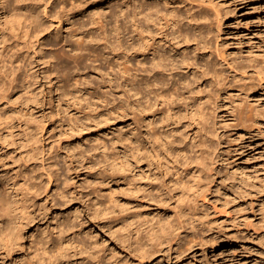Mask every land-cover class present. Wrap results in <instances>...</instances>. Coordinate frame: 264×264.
Returning <instances> with one entry per match:
<instances>
[{"label": "rangeland", "instance_id": "374dc122", "mask_svg": "<svg viewBox=\"0 0 264 264\" xmlns=\"http://www.w3.org/2000/svg\"><path fill=\"white\" fill-rule=\"evenodd\" d=\"M129 1L136 6H157L164 12L175 9L179 13L183 9L182 0ZM194 4L197 10L207 14L204 26L211 38L207 56L195 61L201 62L202 67L207 64L218 74L202 80L199 88L194 86L195 92L200 90L201 102L209 101L205 102L206 118L209 117L206 123L215 133L207 145L212 148L210 174H214L216 182L211 183L210 194L202 206L210 226L204 237L193 238V233L184 235V246L178 255L164 251L147 264H264V0H195ZM61 28L65 37L67 27ZM64 45L59 44L55 49L76 54ZM190 51L187 52L189 58L192 57ZM30 58L37 61L33 55ZM68 68L61 69L59 83L62 85L56 84L64 86L61 92L53 87L50 95L51 86L41 76L38 78L35 91L38 98L29 107L37 143L34 156H29L26 164L34 175H41L37 178L38 195L30 194L27 201V210L35 223L23 233L19 248L3 250L1 247L0 264H34L35 254L38 257L41 254L38 242L47 240L54 245L70 238L72 242L61 246L65 250L63 257L70 262L67 260L65 264H81L82 261L96 264L99 258H104L105 262L126 259L122 220L130 209L126 202L130 195L126 181H113L111 163L114 154L125 162L131 145L129 138L139 127L129 117L127 92L120 79L111 89L107 88L104 86L107 84L102 83L107 78L105 72L89 68L91 71L84 70L83 75L89 79L91 76L93 88L89 89V84L85 86L87 81L81 80L84 87L80 85L81 91H76L74 85L81 79L82 72L78 73L72 63ZM33 72L37 73L38 68ZM180 72L181 77L190 75L188 79H192V71L182 69ZM93 93L102 97L95 104L82 100L85 94L94 96ZM193 102L187 100L186 104H178L176 108L181 116L171 118L172 127L166 129V134L172 135V146L184 156L177 157L161 147L158 149L164 155L160 150L158 160L152 155L157 165L165 166L167 161V168L196 165L190 163L191 159L196 160V152L205 141L200 118L195 119ZM12 103L3 107L11 112ZM139 116L137 114V118ZM161 116H156L158 123L162 122ZM132 145L136 146L135 142ZM19 148L13 145L0 149V161H7L11 168L7 172L9 180L25 160ZM53 163L57 166L51 167ZM50 172L58 174V187H54L53 178L49 184L46 174ZM136 173L139 172H133ZM121 174L124 175V171ZM64 183H67L65 189ZM116 200L117 216L112 211ZM174 203L171 201L168 206L163 204L158 208L135 206L130 212L140 211L143 219L155 222L157 214L160 219L171 218ZM213 238L227 243L211 248ZM192 242L195 246L191 247ZM29 245L34 246L33 252Z\"/></svg>", "mask_w": 264, "mask_h": 264}, {"label": "bare ground", "instance_id": "6f19581e", "mask_svg": "<svg viewBox=\"0 0 264 264\" xmlns=\"http://www.w3.org/2000/svg\"><path fill=\"white\" fill-rule=\"evenodd\" d=\"M194 3L195 0H182L183 9L177 13L175 9L164 12L157 6L132 5L129 0H0V149L18 145L23 156L25 154V160L10 180L8 162L0 161V249L19 248L24 240L23 233L35 223L33 215L30 216L27 210V201L30 194L35 192L38 195L37 178L41 175H34L26 164L30 161L29 156H34L37 143L35 124L29 119V107L38 98L35 92L38 78L41 76L51 86L50 95L53 87L57 88L56 92H61L64 86L56 84L62 79L61 69L69 70L70 63L78 73L82 72L81 79L74 82L76 91H81L80 85L82 89L84 87L81 80L87 81L85 86L89 84V89L93 88L91 76L89 79V76L83 75L84 70L89 68L94 72H105L107 78L102 82L107 84L105 87L111 89L120 79V84L126 88L129 117L138 125L139 128L135 126L139 131L130 135L131 145L125 162L119 161L114 154L111 172L114 182H127L130 196L126 202L130 209L140 205L148 208L155 205L158 208L175 202L173 216L160 219L157 214L155 222L143 219L140 211H136V215L127 209L122 220L125 230L123 240L119 237L125 244L126 259L105 262L104 258H99L96 264H147L156 254L164 251H173L177 255L181 253L185 236L190 233H193V238L204 237L210 223L202 206L210 194L211 183L216 182L214 174H210L212 148L207 144L215 133L207 126L209 117L206 118L205 102L209 101L201 102L200 90L195 92L194 86L199 88L202 80L218 74L207 64L202 67L199 66L201 62L198 64L195 61L200 56H207L211 38L204 26L207 14L197 10L199 8ZM76 18L79 20L76 21ZM63 25L67 27L65 37L61 32ZM53 26L56 28L50 32ZM63 43L76 54L70 53L71 56L65 50L55 49ZM189 49L192 50L191 58L187 54ZM31 55L37 61H31ZM204 59L206 62L207 59ZM35 68H38L37 73L33 72ZM182 69L192 71V79H188L190 75H187L188 78L181 77ZM53 81L57 83L53 84ZM93 94H85L82 100H89L93 105L102 98ZM11 100V112H8L3 105L11 103ZM187 100H195L193 112L195 119L200 118L204 132L205 143L196 152V160L191 159L190 162L196 165H172L167 168V161L165 166H159L152 159L153 155L158 160V148L165 147L173 152L172 155L184 156L181 150L172 146V135L169 132L167 135L166 129L172 125L169 120L181 114L176 108H179L178 104H186ZM157 115H162V122L156 121ZM133 141L136 146L132 145ZM160 153L164 155L161 150ZM50 166L57 165L53 163ZM134 171H138V175L133 174ZM46 177L49 184L53 178L54 187H58V174L50 172ZM62 187L67 188V183ZM113 205L112 211L117 216V200ZM71 239L54 245L47 240L38 242L37 249L41 254L40 257L35 254L34 264L69 262L63 257L65 250L61 246L72 242ZM222 242L213 238L210 247L227 243ZM193 243L191 247L195 246ZM33 247L29 245L31 252ZM86 251L89 249L86 248ZM81 264L88 262L82 261Z\"/></svg>", "mask_w": 264, "mask_h": 264}]
</instances>
